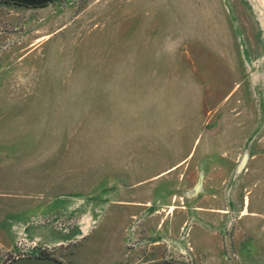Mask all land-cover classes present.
Segmentation results:
<instances>
[{"label":"rangeland","instance_id":"rangeland-1","mask_svg":"<svg viewBox=\"0 0 264 264\" xmlns=\"http://www.w3.org/2000/svg\"><path fill=\"white\" fill-rule=\"evenodd\" d=\"M216 110L252 113L264 144V0L0 3V264L58 256L25 235L27 215L31 226L84 233L99 217L101 243L127 239L131 264H233L224 230L204 231L197 245L210 248H194L173 175L151 179ZM259 158L252 180L264 178ZM135 191L153 195L150 210L110 203ZM225 204L224 227L238 210ZM170 222L179 232L163 235ZM231 238L239 264H264L263 217H240Z\"/></svg>","mask_w":264,"mask_h":264},{"label":"crops","instance_id":"crops-1","mask_svg":"<svg viewBox=\"0 0 264 264\" xmlns=\"http://www.w3.org/2000/svg\"><path fill=\"white\" fill-rule=\"evenodd\" d=\"M254 118L252 113L242 110L238 114L231 115L229 120H225L223 114L217 113L216 110L210 116L211 124L208 130L196 132L189 136L187 141L184 140L185 145L179 148L182 152L173 154V161L163 165V171L151 178L158 179L165 175H173L174 180L178 181L177 186L182 185L186 201L183 221L189 220L194 225L191 240L197 250L210 248L205 245L199 246L197 242L203 241V235H206L204 231L210 233L214 229L218 232L224 230L223 243L225 246V236L231 224L230 243L233 250L231 234L236 221L244 216L264 218V203L261 205L250 203L251 200H256L255 193L260 191L264 195V178L263 180L261 178L252 180L250 177L256 162L255 159L264 157V144H256L254 136L251 135L255 126ZM206 123L207 121H205V125ZM243 158H245L244 170L238 172L240 161ZM142 182L140 180L137 185H142ZM168 182L170 183L171 180ZM227 184H230L229 194L226 191ZM175 186V183L172 188L170 185L167 186L166 201L169 202L172 191V196L176 195L178 187L175 188ZM137 191L133 195L124 193L119 196V200L114 197L115 195H112L110 203L130 207L131 213L134 215L141 213L138 211L139 207H146L147 210H150L152 206L149 202L154 199L153 195H150V198H144L142 193ZM225 200L229 207L232 209L237 207L238 210L234 212L233 217L224 227L222 216L226 209ZM235 200L241 201V208L236 205ZM262 200L264 201V196ZM170 202L173 203V201ZM166 208H168L166 213H172L173 207L169 203ZM93 218L94 216L92 220L88 218L90 228L85 233L81 226L67 230H52L47 226H31L33 224L29 215L20 218V223L25 235H28L34 242L55 248L57 254L59 252L55 258L64 264H131L133 258L128 256L129 252H125L126 245H128L127 239L123 240L121 244H102V234L101 232L95 234L94 228L99 217L96 220ZM172 226V222L165 225L166 234L164 232L163 235L179 232L178 223L175 228ZM155 233L158 232H151L150 235L153 236ZM83 239L86 242L80 247L70 250L71 247H74L71 245L69 249L67 248L68 244L78 240L84 241ZM167 240L164 239V241ZM153 250L155 252L157 248L155 247Z\"/></svg>","mask_w":264,"mask_h":264},{"label":"water","instance_id":"water-1","mask_svg":"<svg viewBox=\"0 0 264 264\" xmlns=\"http://www.w3.org/2000/svg\"><path fill=\"white\" fill-rule=\"evenodd\" d=\"M53 0H0V2L10 3L14 5L23 6L26 8H38L45 6L51 3ZM245 162V158L242 159L239 170L242 169ZM232 229V224L228 228L227 235L225 236V249L227 255L231 258L233 264H239L238 260L233 254L231 243H230V232ZM5 264H64L62 261L54 258V257H43V256H22L17 257L15 259H11ZM161 264H176L173 262H165Z\"/></svg>","mask_w":264,"mask_h":264},{"label":"flooded vegetation","instance_id":"flooded-vegetation-1","mask_svg":"<svg viewBox=\"0 0 264 264\" xmlns=\"http://www.w3.org/2000/svg\"><path fill=\"white\" fill-rule=\"evenodd\" d=\"M47 256H48V257H54V256H52V255H51V256L47 255ZM47 256H46V257H47ZM43 257H45V255H44ZM54 258H55V257H54ZM56 259H57V258H56ZM165 262H168V261H163V262H158V263H152V264H161V263H165Z\"/></svg>","mask_w":264,"mask_h":264},{"label":"trees","instance_id":"trees-1","mask_svg":"<svg viewBox=\"0 0 264 264\" xmlns=\"http://www.w3.org/2000/svg\"><path fill=\"white\" fill-rule=\"evenodd\" d=\"M53 1H54V0H53ZM53 1H52V2H53ZM0 3H5V2H0ZM7 4H8V3H7ZM9 4H10V3H9ZM17 6H19V5H17ZM45 6H46V5H45ZM20 7H23V6H20ZM42 7H44V6H42Z\"/></svg>","mask_w":264,"mask_h":264}]
</instances>
